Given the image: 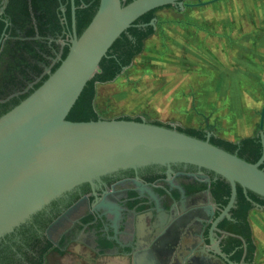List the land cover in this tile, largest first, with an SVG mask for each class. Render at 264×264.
Returning <instances> with one entry per match:
<instances>
[{
  "label": "flooded vegetation",
  "instance_id": "obj_1",
  "mask_svg": "<svg viewBox=\"0 0 264 264\" xmlns=\"http://www.w3.org/2000/svg\"><path fill=\"white\" fill-rule=\"evenodd\" d=\"M94 2L98 8L99 0H0V111L30 94L59 66L78 37V21ZM163 8L181 12L185 6L154 10L153 29L160 25L155 13ZM245 17L244 29L235 22L227 35L233 48H239L236 53L245 51L237 64L246 70L245 77L236 78L238 87L229 103L237 113L245 94L253 102L259 95L261 101L258 110L250 107L245 120H231L236 136L229 141L248 140L245 157L256 163L263 156L259 168L264 171V120L259 126L264 105V3L250 5ZM217 121L208 120L207 129L203 120L200 130L205 137L222 138L218 133L225 130ZM169 168L170 173L159 165L120 170L102 177L94 190L82 184L65 193L0 239V264H119L116 257L128 264H256L252 218L254 212L261 214L262 221L256 223L264 232V199L237 185L246 203L237 191L226 216L230 187L228 195L218 189L229 186L227 181L192 165L174 163Z\"/></svg>",
  "mask_w": 264,
  "mask_h": 264
},
{
  "label": "water",
  "instance_id": "obj_2",
  "mask_svg": "<svg viewBox=\"0 0 264 264\" xmlns=\"http://www.w3.org/2000/svg\"><path fill=\"white\" fill-rule=\"evenodd\" d=\"M184 0H99L82 33L59 66L27 97L0 116V239L32 214L82 184L94 190L101 178L120 170L182 163L211 171L230 187L223 214L234 205L236 187L264 199L263 156L250 163L205 139L140 119H66L83 88L100 72L111 45L149 11L194 7ZM154 21L148 24L154 26ZM124 67L122 72L126 70ZM121 72V73H122ZM119 76V75H118ZM117 76V77H118ZM206 126L208 117L198 111ZM264 120V105L259 126Z\"/></svg>",
  "mask_w": 264,
  "mask_h": 264
},
{
  "label": "rangeland",
  "instance_id": "obj_3",
  "mask_svg": "<svg viewBox=\"0 0 264 264\" xmlns=\"http://www.w3.org/2000/svg\"><path fill=\"white\" fill-rule=\"evenodd\" d=\"M262 3L264 0H219L185 7L181 12L172 8L158 10L155 14L160 25L144 41L142 51L126 70L112 81L95 83V112L104 118L142 117L164 125L200 129L203 119L193 110L194 106L208 116L210 124L218 119V125L225 130L218 133L220 137L233 139L236 133L231 120L243 121L252 106L258 110L261 96L256 95L257 102L244 96L239 111L232 110L229 97L238 87L236 78L246 76L244 66L237 64L245 51L236 53L239 48H233L227 35L235 22L244 29L250 5L260 7ZM169 19L186 22L177 24ZM260 217V213H253L255 223L262 221ZM256 226L259 227L257 223ZM255 241L254 261L264 264L263 231L256 232Z\"/></svg>",
  "mask_w": 264,
  "mask_h": 264
},
{
  "label": "trees",
  "instance_id": "obj_4",
  "mask_svg": "<svg viewBox=\"0 0 264 264\" xmlns=\"http://www.w3.org/2000/svg\"><path fill=\"white\" fill-rule=\"evenodd\" d=\"M97 9V3H93L87 10L85 16L82 20L78 21V36L82 31L87 27L91 19L93 18ZM154 10L147 12L135 22V26H131L125 32H123L120 37L111 45L106 55L100 61V72L96 73L92 79H90L85 87L83 88L79 98L69 111L66 119L71 121H88L96 120L99 115L95 112L93 107V99L95 96V83L96 82H108L114 80L123 70L124 67L130 65L132 59L137 56L143 47L144 41L153 34L154 29L150 25L141 26L148 24L150 19L153 17ZM67 55V51L64 52L62 59ZM55 70V69H54ZM29 95V94H28ZM28 95L24 96L27 97ZM23 98V99H24ZM21 101V100H20ZM20 101L13 102L8 108L3 111H0V116L7 112L9 109L17 105ZM120 119H130L127 117H121ZM139 121L140 118L134 119ZM156 125H161L158 122H152ZM169 127V125H165ZM178 131H181L187 135L194 136L199 139H205L204 132L196 128H183L176 127ZM210 143L215 146H218L230 153L236 152L237 155L248 161L244 155V149L248 143V140L241 141L239 144H235L229 140H225L219 137H210ZM252 144V143H251ZM253 147V145H252ZM254 148V147H253ZM221 194H229V186L219 187L218 189ZM238 199L246 203L245 196L241 193V190L238 188ZM264 202V201H263Z\"/></svg>",
  "mask_w": 264,
  "mask_h": 264
},
{
  "label": "crops",
  "instance_id": "obj_5",
  "mask_svg": "<svg viewBox=\"0 0 264 264\" xmlns=\"http://www.w3.org/2000/svg\"><path fill=\"white\" fill-rule=\"evenodd\" d=\"M245 96V95H244ZM240 102H243V100L241 99ZM240 108V107H239ZM253 218H252V228H253V231H254V236L256 235V232L259 230L258 227L256 226ZM263 228H264V222H263ZM115 262L119 263V264H128V261L123 259V258H120V257H116L114 259Z\"/></svg>",
  "mask_w": 264,
  "mask_h": 264
}]
</instances>
